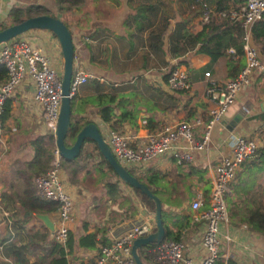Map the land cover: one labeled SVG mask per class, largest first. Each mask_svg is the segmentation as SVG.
<instances>
[{
	"label": "crops",
	"instance_id": "crops-1",
	"mask_svg": "<svg viewBox=\"0 0 264 264\" xmlns=\"http://www.w3.org/2000/svg\"><path fill=\"white\" fill-rule=\"evenodd\" d=\"M133 1L141 2V0ZM171 1L173 17L169 21V30L173 26L174 20L179 18L178 13L174 15L176 2L175 0ZM32 2L34 1L0 0L1 12L7 16L10 5L23 6ZM132 8L133 5H129L127 0H83L79 10L58 12L71 31L74 57L78 67L89 72L92 75L90 78L96 77L101 81L113 82L117 87L123 86L121 83L127 80L131 82V85H125L128 88L123 91L129 101L125 104V108L131 110L133 117L131 120L119 121L117 123V131L125 134L134 147L144 139L146 133L161 127L163 124L180 119L192 120L194 117L200 119V124L195 126L193 140L194 142L201 141L204 124L209 116V109L214 105V102L207 95V86L213 81L221 82L223 79L230 78L227 74L224 56L211 60L207 54L197 52L195 50L196 45L191 49H186L176 57L159 53L157 57L159 66L144 71L141 70V78L138 83L135 81V75L131 72L116 73L102 69L89 62L88 45L125 43L127 41L129 25L127 26L124 20L127 17L132 18L131 13H134ZM53 10L56 9L51 11L53 12ZM197 22L198 20H195V23ZM21 36L41 48L42 52L51 58L55 68L62 72L63 57L61 47L52 31L39 28L30 29L22 33ZM163 59L167 61V65L162 63ZM179 60L187 62L176 66H180L187 71L191 84L189 90L183 91L184 93H177L178 91L168 88L167 82L162 79L164 73L167 72V66ZM206 71L209 72V76H205L204 73ZM149 83L161 88L165 93L178 94L180 97L179 106L173 110H161L160 108L149 110L151 104L146 105L148 98L145 89ZM84 84L79 85L78 88H81ZM33 91V82L30 78L25 77L9 95L11 98L10 115L2 125L0 123V210L7 212L10 218V209L13 208V202L11 201L13 197L8 189L11 163L16 158L21 159L22 157L31 156L28 141L37 134H52L47 130L43 122L41 109L33 99ZM88 92L91 93L89 88L83 90L84 95ZM263 102L264 71L257 69L239 91L234 104L231 106L233 111L230 115L221 117L213 124L209 141L203 148H192L189 159L178 161L173 153H166L153 158L144 165L142 171H136L133 167L128 168L136 176L145 175L147 169L158 171L161 174L157 185L151 186L162 201V210L169 214L168 219H166L168 225L176 230L175 224L173 226L170 221L171 217L175 221H181L180 242L184 245L185 256L192 261H201L206 255L201 246L202 221L196 222L193 217L209 205L208 193L214 176V166L221 155L229 153L231 135H246L260 141V144L263 143L262 136L254 131L261 122L251 117L264 112V107L261 108V103ZM114 113L119 116L122 113L121 108L116 107ZM82 114L87 119L94 121L105 135L107 134L106 131L111 129L109 123L101 118L95 105L88 104ZM151 115L157 120V126L153 130L148 127L147 121V117ZM236 116L238 117L236 118ZM113 119H117V117ZM253 132L254 134H252ZM52 135L54 136V134ZM86 147L90 150L93 149V143H86ZM193 169L203 170L204 175L201 177ZM94 170L99 173L98 180H95L94 188L85 189L86 191L88 190L87 196L90 194L94 201L87 206V210L81 216L75 215L69 223V230L75 238L73 255L70 256L73 264H94L103 246L98 244L95 250L78 247L77 239L84 233L94 231L97 233V238H106L112 243V241L133 226L144 223L154 225L150 208L141 202L133 188L121 180H117L112 174L107 175L106 170ZM240 171H244V165L241 166ZM88 174L84 175L81 173V181L79 184L73 185L68 181L67 174L61 167L63 185L72 201L76 200L77 189L75 186H80V183L85 180ZM253 177L255 176L252 175V179ZM256 177V188H264V177L261 175H256ZM106 182L116 183L127 203L121 201V198L115 201L111 200L104 186ZM235 185L239 190L238 192L233 191ZM205 186L209 188L207 192ZM242 189L243 181L238 183L236 176L229 195L234 194L237 197ZM197 192H203L206 196L200 210H194L191 207ZM15 206L19 209L18 204H15ZM100 209L102 211H99ZM73 210L75 211V208ZM25 216L31 217V224L35 223V219L40 220L33 214L28 215L26 213ZM48 216L54 225L56 212ZM8 217H0V243L2 244L0 264H12L11 260L3 254V245L11 240V237H9L11 219L9 220ZM40 222L43 223L41 220ZM50 236L52 239L51 231ZM218 239V253L224 258L232 259L236 264H264L263 233L252 230L245 225H235L228 221L220 225Z\"/></svg>",
	"mask_w": 264,
	"mask_h": 264
},
{
	"label": "trees",
	"instance_id": "trees-1",
	"mask_svg": "<svg viewBox=\"0 0 264 264\" xmlns=\"http://www.w3.org/2000/svg\"><path fill=\"white\" fill-rule=\"evenodd\" d=\"M127 2L129 5H133L132 10L134 11L131 13L132 18L127 17V20H124V23L129 25L127 41L125 43L88 45L91 64L116 73L131 72L135 75V81L138 83L141 78V70L159 66L157 61L159 53L176 57L196 45L195 50L207 54L211 60L224 56L227 74L230 78L234 77L244 66V29L240 19L230 17V9L238 8L244 0H175L174 15L178 13L179 18L174 20L170 30L169 21L173 17L171 0H141V2L135 1L136 3L133 0H127ZM82 4L83 0H42L24 6L12 4L8 9L7 18L10 19L11 24L34 15H55L51 11L52 9H56L60 13L79 10ZM205 12H209V14L207 19L203 20ZM195 20L198 22L195 23ZM1 22L2 20H0V29L6 26ZM250 42L258 49L261 60L264 62V12L251 26ZM184 62L186 61L179 60L168 65V71L162 77L164 82H167L172 68ZM162 63L168 64L164 59ZM7 78L8 70L0 62V85L4 84ZM86 88H89L91 93L88 92L84 95L83 90ZM127 88L128 86L125 85L117 87L113 82L101 81L96 77L88 79L81 88H77L71 96V123L65 142L71 143L79 128L91 121L82 114L84 108L90 103L98 108L101 118L109 123L111 129L117 130L119 121L131 120L132 112L125 108V104L129 101L123 90ZM145 89L148 98L146 105L151 104L149 110L153 108L173 110L179 106L180 97L178 94L165 93L161 88L150 83ZM183 91L178 90L177 93H184ZM116 107L121 108L122 113L119 116L114 113ZM10 110L11 98L7 97L0 112L1 125L9 117ZM116 117L117 119H113ZM251 117L261 122L254 131L264 140V112ZM147 121L151 130L157 126V120L153 115L147 117ZM89 142L93 143L91 150L86 147V143ZM28 144L31 156L16 158L9 167L8 189L13 197L11 199L13 208L10 209L11 218L8 217L9 220L11 219L9 231L11 240L3 245V254L11 260L12 264H73L70 256L73 255L75 238L72 232L69 230L68 239L63 246L51 239L49 229L40 220L35 219V223L31 224V217L25 216L28 212L33 215H49L58 209L57 202L38 196L34 183L38 174L53 166L54 136L52 134H37L28 141ZM96 155L98 156L95 157ZM59 165L66 172L68 181L73 185L79 184L81 173L86 175L92 169L106 170L107 175L112 174L119 180L111 165L100 153L96 143L90 139L85 140L78 155L74 158L66 159L60 156ZM242 165H244V171L237 172V181L238 183L243 181V189L239 196L235 197L234 194H231L226 198L228 221L235 225H245L264 234V188H256V175L264 177V141L258 145L248 159L243 161ZM129 170L133 173L131 169ZM193 171L198 172L201 177L204 175L203 170L193 169ZM252 175L255 176L253 179ZM137 177L157 196V192L151 185H157L160 181L161 174L158 171L147 169L145 175ZM236 185L233 187V191L238 192ZM104 186L111 200L115 201L121 198V201H125L116 183L106 182ZM208 189L205 188L206 192ZM135 192L145 206L154 208L153 203L146 196L140 194L139 190H135ZM125 202L127 203V200ZM15 204L19 205V209ZM161 218L164 226L162 241H180L181 221H175L171 217V223L173 226L175 224L176 230H174L168 225L166 221L168 217L163 210ZM155 229V225H152L151 232ZM98 244L104 246L111 243L106 238H97V233L94 231L84 233L77 239V246L81 248L95 250ZM157 244L154 243L138 250L144 263L153 264L151 250ZM213 264H236V262L224 258L219 253Z\"/></svg>",
	"mask_w": 264,
	"mask_h": 264
},
{
	"label": "built area",
	"instance_id": "built-area-1",
	"mask_svg": "<svg viewBox=\"0 0 264 264\" xmlns=\"http://www.w3.org/2000/svg\"><path fill=\"white\" fill-rule=\"evenodd\" d=\"M263 12L264 0H244L238 8L230 9V17L240 19L244 29L245 64L234 77L223 79L221 82L213 81L207 86V95L214 105L209 109L201 141L193 140L195 126L200 124L198 117L163 124L146 133L144 139L135 147L131 145L125 134L108 129L106 135L103 133L104 137L113 155L121 164L142 171L144 165L157 156L173 153L178 161L187 160L191 156L192 148H203L206 145L213 124L234 104L242 86L255 70L264 71V62L260 58L258 49L250 42L251 26ZM207 17L208 12H205L202 19L206 20ZM18 36L0 44V62L8 70L6 82L0 85V111L4 100L25 77H28L34 84L33 99L41 109L43 122L47 130L55 134L62 96L61 73L50 63L46 54L34 47L27 39ZM204 74L209 76L208 71ZM91 76L89 72L75 64L70 81L71 93ZM167 86L176 91L189 90L191 84L187 71L180 66L173 67L168 75ZM257 147L255 138L241 134L231 135L229 153L221 155L214 166V176L208 193L209 205L193 217L196 222L202 221L201 246L206 252L205 257L201 261H192L185 256L182 242L166 240L161 241L151 250L153 264H213L219 254L220 225L228 222L226 198L243 161L248 159ZM54 155L53 166L38 174L34 183L39 197L58 203L52 239L64 246L68 239L73 202L63 185L59 165L60 155L56 147ZM205 199L203 192H197L191 204L192 209L200 210ZM2 216L7 218L8 213L0 210V217ZM151 227V223H144L126 230L110 245L101 247L94 264H135L131 256V245L136 238L151 233Z\"/></svg>",
	"mask_w": 264,
	"mask_h": 264
},
{
	"label": "water",
	"instance_id": "water-1",
	"mask_svg": "<svg viewBox=\"0 0 264 264\" xmlns=\"http://www.w3.org/2000/svg\"><path fill=\"white\" fill-rule=\"evenodd\" d=\"M34 28L48 29L52 31L59 41L63 57V69L61 73L62 96L58 113L57 128L54 134L55 147L58 150L59 155L66 159H72L78 155L85 140H92L96 143L100 153L111 165L114 172L119 177V180L134 190H139L140 194L146 196L154 205L153 219L156 227L155 231L146 236L136 238L131 245V256L135 264H146L141 260L138 250L154 243H160L163 240L164 226L161 218L163 209L162 202L158 196L150 191L146 184L140 182L135 174L131 173L127 167L115 158L100 130V127L94 121H90L79 128L71 143L67 144L65 142L66 134L68 133L71 123V96L73 93H71L70 90V81L75 67L74 44L68 25L63 19L56 15L39 14L30 16L18 22L8 24L0 29V44ZM263 107L264 102L261 103V108ZM232 111L233 109L230 106L225 111L224 116L228 117ZM237 117L238 116H236V118ZM27 214L29 215L31 213L28 212ZM36 217L40 219L51 232L53 231L54 225L48 215L37 214Z\"/></svg>",
	"mask_w": 264,
	"mask_h": 264
},
{
	"label": "rangeland",
	"instance_id": "rangeland-1",
	"mask_svg": "<svg viewBox=\"0 0 264 264\" xmlns=\"http://www.w3.org/2000/svg\"><path fill=\"white\" fill-rule=\"evenodd\" d=\"M34 2H38V1H42V0H33ZM21 6V5H20ZM24 6V5H23ZM54 14H56V16L60 17L59 13L56 11V10H53ZM61 18V17H60ZM0 20H2V25H7V24H10V19L7 18L6 15H4L3 12H1V7H0ZM34 29H37V28H34ZM28 31V30H27ZM26 32V31H25ZM24 33V32H23ZM20 37L22 38H25L23 36H21V34L19 35ZM18 36V37H19ZM26 39V38H25ZM28 40V39H27ZM29 41V40H28ZM29 43H31L29 41ZM33 45V43H31ZM34 47H37L35 45H33ZM39 48V47H37ZM41 50V48H39ZM42 51V50H41ZM45 54V53H44ZM48 56V55H47ZM49 57V56H48ZM50 59V63L52 64L51 62V58L49 57ZM77 64V61L74 60V65ZM53 65V64H52ZM54 66V65H53ZM55 68V66H54ZM168 68L169 66L167 67L166 71H168ZM56 69V68H55ZM57 70V69H56ZM59 73H62L60 72L59 70H57ZM106 81V80H105ZM123 85H131V82L129 80H127L126 82H123L121 83ZM75 91V90H74ZM176 91V90H174ZM170 93V92H169ZM9 97V96H8ZM85 109V108H84ZM102 132V131H101ZM103 133V132H102ZM104 135V134H103ZM69 142H71V140H68ZM257 141V144L259 145L260 144V141L256 140ZM88 145H92V144H88ZM99 173L92 169L91 173L88 174L86 177H85V180H83L81 183H80V186H75V188L77 189V194H76V200L75 201H72L73 202V208H75V211L73 210L72 212V219L73 217L76 215V216H81V214L87 210V206H89L90 204H92V202L94 201V199L92 197H90V194L87 196V191L89 190V187L91 188H94V185H95V180L97 181L98 180V175ZM93 182V183H92ZM92 183V184H91ZM205 188L207 189L208 186H205ZM85 189H88L87 191ZM95 190V189H94ZM85 191V192H83ZM186 206V205H185ZM151 208V207H150ZM77 209V211H76ZM103 210V208H102ZM101 209L99 211H102ZM79 211V213H78ZM151 212V215L153 216V212H154V208H151L150 210ZM166 213V212H164ZM167 217L169 214H167ZM71 219V220H72Z\"/></svg>",
	"mask_w": 264,
	"mask_h": 264
}]
</instances>
